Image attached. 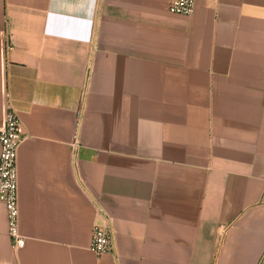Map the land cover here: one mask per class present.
<instances>
[{
    "label": "crops",
    "instance_id": "1",
    "mask_svg": "<svg viewBox=\"0 0 264 264\" xmlns=\"http://www.w3.org/2000/svg\"><path fill=\"white\" fill-rule=\"evenodd\" d=\"M169 1L0 0V264H264V0Z\"/></svg>",
    "mask_w": 264,
    "mask_h": 264
},
{
    "label": "built area",
    "instance_id": "2",
    "mask_svg": "<svg viewBox=\"0 0 264 264\" xmlns=\"http://www.w3.org/2000/svg\"><path fill=\"white\" fill-rule=\"evenodd\" d=\"M168 10L173 13L190 15L193 0H170ZM0 124V201L4 203L8 233L14 247L23 245L24 238L18 231V174L17 150L25 139L24 129L16 111L11 107L7 93L2 103ZM103 224L92 229L89 249L96 255L113 252L114 235L109 218L102 215Z\"/></svg>",
    "mask_w": 264,
    "mask_h": 264
}]
</instances>
